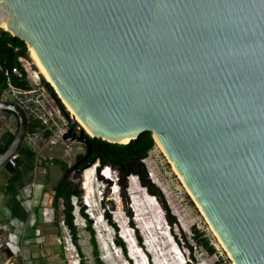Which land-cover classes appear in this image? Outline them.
<instances>
[{"label": "water", "instance_id": "obj_1", "mask_svg": "<svg viewBox=\"0 0 264 264\" xmlns=\"http://www.w3.org/2000/svg\"><path fill=\"white\" fill-rule=\"evenodd\" d=\"M0 29L92 138L152 132L234 262L264 264V0H0ZM5 115L18 133L0 168L13 174L30 120L0 99Z\"/></svg>", "mask_w": 264, "mask_h": 264}, {"label": "rangeland", "instance_id": "obj_2", "mask_svg": "<svg viewBox=\"0 0 264 264\" xmlns=\"http://www.w3.org/2000/svg\"><path fill=\"white\" fill-rule=\"evenodd\" d=\"M28 51L24 63L35 92L22 97L32 108L27 111L29 120L44 117L48 125L28 134L24 144L36 153L33 170L24 173L17 197L30 214L26 219L11 217L5 186L12 174L0 168V264H98L89 226L103 264H215L220 260L236 264L157 142L142 162L152 190L159 196L136 174L123 176L118 166L114 169L96 161L76 170L88 155L87 144L78 139L84 131L85 136L90 134L75 120L65 99ZM4 95L17 101L11 92ZM75 121L73 133L65 139ZM103 174L109 179L99 180ZM64 178L79 192L72 199L75 232L66 224L63 200L58 209L53 204L55 190ZM83 205L90 214L88 220L81 213ZM197 230L200 241L194 239ZM10 239L13 251L5 249ZM206 240L216 247V253L208 250Z\"/></svg>", "mask_w": 264, "mask_h": 264}, {"label": "trees", "instance_id": "obj_3", "mask_svg": "<svg viewBox=\"0 0 264 264\" xmlns=\"http://www.w3.org/2000/svg\"><path fill=\"white\" fill-rule=\"evenodd\" d=\"M20 58H24V59L29 58V51L26 43L17 37H13L9 32L0 29V61L5 71L12 72L13 67L21 66L19 61ZM5 81H7L6 77L0 82V97H2L3 95V88L5 86L4 84ZM11 81L16 86L25 89H31V84L26 78L19 79L17 76L12 75ZM46 84L49 86L48 82H46ZM40 128L42 129L46 128L45 125L42 124V121L35 118V116L33 118H30L29 134H34ZM49 135L50 132L46 131L45 136L49 137ZM86 137L89 142V145H87L88 148V155H87L88 159L86 162L87 164L84 168H86L87 166H93L95 161H100L101 163H103L102 165L104 166L105 165L113 166V167L118 166L119 169H121L120 171L123 174V176H128L129 174H136L138 178L142 181V183L147 186L150 192L154 194H158L159 196L158 192L152 190V184L148 178L147 171L142 162V160L147 156L149 151L152 150L156 145V141L155 138L153 137L152 132L148 131L144 133L138 139H135L134 141H132L127 145L109 143L104 141L103 139L92 138L89 135H87ZM15 138L16 135H12L10 137L9 135L5 136L3 142L0 144L1 156L8 151V149L14 143ZM19 154H20V158L21 155H23V158L19 160V164L18 167L16 168V172L10 176L7 185L5 186V193L10 197L9 201L6 202V207L9 209L12 217L26 219L28 216H30V214H28L26 210L21 207V203L17 200V197L20 195L19 184H21L22 180L24 179V175H25L24 173L25 172L29 173L30 171L33 170V163L36 157V153L32 151L29 147L24 146L20 150ZM25 161H27V163H25ZM22 167H24V169H22ZM84 168L82 169L84 170ZM101 179L107 180L109 178L103 174L102 178L100 177L99 180ZM84 189H85V185H84ZM78 194L79 192H75L64 178L61 184L56 188L55 196H53V204L56 209H58L60 205V200H63L62 202L63 205L65 206L64 216H65L66 224L74 232H75L74 215H73L74 205L72 199L75 195ZM81 210H82L81 213L84 216V218L88 220L90 214L86 212V206L83 205ZM37 214L41 215V213H38V210H37ZM170 222L172 225L175 224L174 220L171 217H170ZM88 229L90 230L92 236L94 237V231L92 230L91 226H89ZM93 237L92 240L95 245V251H94L95 256L97 257L98 264H103V262H101V260L99 259L98 248ZM201 238L202 237L199 231L197 230V235H194V239L200 241ZM205 242H206L205 245H207L208 250L211 253H216L218 251L214 245H211L209 243V241L206 240ZM116 243L119 245L120 242L116 241ZM215 264H223V263L220 260Z\"/></svg>", "mask_w": 264, "mask_h": 264}, {"label": "built area", "instance_id": "obj_4", "mask_svg": "<svg viewBox=\"0 0 264 264\" xmlns=\"http://www.w3.org/2000/svg\"><path fill=\"white\" fill-rule=\"evenodd\" d=\"M19 61H20L21 66L13 67L12 72L6 71L4 77L7 78V81L4 82L5 86L3 88V95H2V97H0V99L12 100L8 97H5V95H4L6 92H11L13 95L16 96V98H17L16 102L20 103L27 111L30 109L32 111L30 103L27 100H24L22 97V95L26 96V95H29V94L35 92V89H33V86H32V84L28 78V74L26 73V72H28V67L25 65L24 61H27V58L26 59L20 58ZM12 75L17 76L19 79L26 78L31 84V89H25V88L14 85L11 81ZM1 118L2 117L0 116V119ZM35 118H37V117L35 116ZM37 119L41 120L42 124L45 125V127L48 125V121L44 117H39ZM6 126H7L6 124L3 125L0 123V144L3 142V139L5 138V136L9 135V132L15 131V129L9 128ZM0 157H1V155H0ZM19 158H20V154L18 153L17 155L13 156L8 162L11 164L12 167H14L16 169L18 167ZM10 241H11V239H10ZM6 246H7V247H5L6 250L10 249L13 251L12 247L14 246V244L12 243V241L10 243H7Z\"/></svg>", "mask_w": 264, "mask_h": 264}, {"label": "bare ground", "instance_id": "obj_5", "mask_svg": "<svg viewBox=\"0 0 264 264\" xmlns=\"http://www.w3.org/2000/svg\"><path fill=\"white\" fill-rule=\"evenodd\" d=\"M31 50V53H32V55H34V57L39 61V65H40V67H41V69H42V73L50 80V81H52V83L54 84V82H53V80L52 79H50V77L48 76V74L46 73V71H45V69L43 68V66H42V64H41V62H40V60L38 59V57L36 56V54L34 53V51L32 50V49H30ZM55 86V85H54ZM66 101V100H65ZM67 103V102H66ZM68 104V103H67ZM68 106H69V104H68ZM69 108H70V110L72 111V115L74 116V118H75V120L76 121H78L79 122V124L81 123L86 129H87V132L92 136V137H95V135L91 132V130L89 129V128H87L77 117H76V115H75V112L73 111V109L69 106ZM157 143H158V146L159 147H161V148H163V150L166 152V150H165V148H164V146L163 145H161V143L159 142V141H157ZM167 153V152H166ZM172 161V160H171ZM172 163H173V161H172ZM175 166V165H174ZM176 168V167H175ZM177 170V169H176ZM178 171V170H177ZM179 173V172H178ZM182 178V177H181ZM183 179V178H182ZM184 181V180H183ZM184 183L186 184V182L184 181ZM186 187L188 188V190H189V192L193 195V197L195 198V196H194V194L192 193V191L190 190V188L188 187V185L186 184ZM195 200H196V198H195ZM197 201V200H196ZM197 203H198V201H197ZM199 204V203H198ZM199 206H200V204H199ZM200 208L202 209V207L200 206ZM202 211L204 212V210L202 209ZM204 214H205V212H204ZM206 215V214H205ZM206 217H207V215H206ZM208 218V217H207ZM209 220V219H208ZM210 222V221H209ZM211 225V224H210ZM212 229H213V227H212ZM213 231H214V229H213ZM215 232V231H214ZM215 234H216V236L219 238V240L221 241V243H222V245L224 246V248L229 252V254H230V256L232 257V255H231V253H230V251L228 250V248L226 247V245L224 244V242L221 240V238L217 235V233L215 232Z\"/></svg>", "mask_w": 264, "mask_h": 264}, {"label": "flooded vegetation", "instance_id": "obj_6", "mask_svg": "<svg viewBox=\"0 0 264 264\" xmlns=\"http://www.w3.org/2000/svg\"><path fill=\"white\" fill-rule=\"evenodd\" d=\"M2 117L3 118L0 119V123L1 124H3V125L6 124L7 125L6 127L15 129L14 132H9V137L12 136V135H17V133H18V126L11 119V115L10 116L5 115V116H2ZM8 122H10V124H8ZM86 162H87V159L86 158L83 159V160H80L79 163L76 165V170L82 171L83 170L82 168H84L86 166V164H87Z\"/></svg>", "mask_w": 264, "mask_h": 264}, {"label": "clouds", "instance_id": "obj_7", "mask_svg": "<svg viewBox=\"0 0 264 264\" xmlns=\"http://www.w3.org/2000/svg\"><path fill=\"white\" fill-rule=\"evenodd\" d=\"M111 167H113V166H111ZM104 215V214H103ZM104 216H106V215H104Z\"/></svg>", "mask_w": 264, "mask_h": 264}, {"label": "crops", "instance_id": "obj_8", "mask_svg": "<svg viewBox=\"0 0 264 264\" xmlns=\"http://www.w3.org/2000/svg\"><path fill=\"white\" fill-rule=\"evenodd\" d=\"M8 209V208H7ZM9 210V209H8ZM11 217H12V215H11Z\"/></svg>", "mask_w": 264, "mask_h": 264}]
</instances>
